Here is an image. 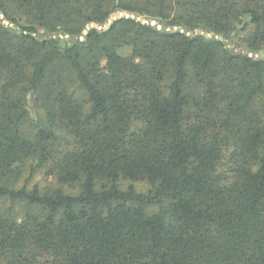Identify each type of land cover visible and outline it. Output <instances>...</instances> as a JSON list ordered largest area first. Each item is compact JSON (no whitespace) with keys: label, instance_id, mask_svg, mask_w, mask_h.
<instances>
[{"label":"trees","instance_id":"trees-1","mask_svg":"<svg viewBox=\"0 0 264 264\" xmlns=\"http://www.w3.org/2000/svg\"><path fill=\"white\" fill-rule=\"evenodd\" d=\"M260 51L264 0H0V264H264Z\"/></svg>","mask_w":264,"mask_h":264},{"label":"water","instance_id":"water-1","mask_svg":"<svg viewBox=\"0 0 264 264\" xmlns=\"http://www.w3.org/2000/svg\"><path fill=\"white\" fill-rule=\"evenodd\" d=\"M124 16H125L124 13H117V12H115L112 16L109 17L108 22L105 24V28H106V29L109 28L110 24H111L113 21H116L117 19L122 18V17H124ZM126 17H128V16H126ZM133 18H134V19H137V16L134 15ZM138 20H139L140 22L143 21L142 18H139ZM152 25L154 26L155 29H159V28H160V26H159L158 24H156V23H152ZM92 27L95 28V27H97V25H96V24H92ZM180 30H181V29H180ZM161 31H163V32H167L168 29H166V27H162V28H161ZM173 31H174V30H172V32H173ZM197 34H199V35H200V34H203V36H204L205 38H209V35L206 34V33H202L201 30H198ZM192 36H194V34H193ZM218 39H219V41H223L222 37H219ZM72 41H73V42H76L77 39H76V38H73ZM225 45H226V47H229V46H230V43H229V42H226ZM61 47H64V41H61ZM230 52H231V53H234V52H235V46H234V45L230 48ZM238 52H240V51H238ZM259 58H260L261 60L264 59V51H260V52H259Z\"/></svg>","mask_w":264,"mask_h":264},{"label":"rangeland","instance_id":"rangeland-1","mask_svg":"<svg viewBox=\"0 0 264 264\" xmlns=\"http://www.w3.org/2000/svg\"><path fill=\"white\" fill-rule=\"evenodd\" d=\"M141 187H142L141 185H137V188H138V189H141Z\"/></svg>","mask_w":264,"mask_h":264}]
</instances>
